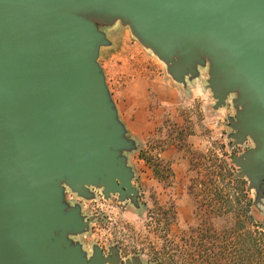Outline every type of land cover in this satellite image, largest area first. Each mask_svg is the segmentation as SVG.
<instances>
[{
  "label": "water",
  "instance_id": "water-1",
  "mask_svg": "<svg viewBox=\"0 0 264 264\" xmlns=\"http://www.w3.org/2000/svg\"><path fill=\"white\" fill-rule=\"evenodd\" d=\"M115 21L177 82L208 59L217 106L237 93L231 125L256 148L233 158L235 178L263 197L264 0H0V264H116L68 239L87 223L63 187L136 202L122 156L133 144L97 63L98 25Z\"/></svg>",
  "mask_w": 264,
  "mask_h": 264
},
{
  "label": "rangeland",
  "instance_id": "rangeland-1",
  "mask_svg": "<svg viewBox=\"0 0 264 264\" xmlns=\"http://www.w3.org/2000/svg\"><path fill=\"white\" fill-rule=\"evenodd\" d=\"M98 30L109 44L100 47L97 63L125 138L133 144L122 156L131 170V186L137 197L136 202L132 195L124 200L118 193L105 197L100 186L86 187L88 197H82L64 185L65 204L78 207L87 223L82 232L68 236L72 244L79 245L87 259L97 248L116 264H156L164 236L175 240L181 232L199 224L187 189L189 180L195 170L204 171L205 167L221 171L219 160L226 161L233 179L245 183L247 200L252 204L245 213L253 218L246 227L264 235V194L257 201L250 181L235 178L240 169L233 158L256 148L250 136L239 143L237 130L231 125L242 110L236 105L237 93H230L225 103L217 106L209 87L208 59L197 65L195 76L186 75L177 82L168 65L144 47L128 26L115 21L99 24ZM199 153L205 158H199ZM149 161L158 170L157 175ZM166 165L171 175L166 173ZM233 189L227 191L231 202H243ZM156 206L164 210V216H170L173 209L175 222L169 226L159 223L161 212ZM232 218L231 213L227 222L217 224L225 226Z\"/></svg>",
  "mask_w": 264,
  "mask_h": 264
},
{
  "label": "trees",
  "instance_id": "trees-1",
  "mask_svg": "<svg viewBox=\"0 0 264 264\" xmlns=\"http://www.w3.org/2000/svg\"><path fill=\"white\" fill-rule=\"evenodd\" d=\"M197 155L199 158L206 156ZM219 163V172L210 166L204 171L195 170L187 189L195 203L199 224L181 232L175 240H167L164 236L156 254V264H264V235L246 227L253 218L245 213L252 206L251 200H247L245 183L233 179L225 160H219ZM149 164L157 175L158 170L150 161ZM165 171L171 175L169 166L166 165ZM229 189H233L244 201L231 202V196L227 194ZM155 208L161 212L158 215L160 219H157L159 223L169 226L175 222L173 209L170 216H164V210L159 206ZM231 213L233 218L229 224H217L218 221L227 222Z\"/></svg>",
  "mask_w": 264,
  "mask_h": 264
}]
</instances>
